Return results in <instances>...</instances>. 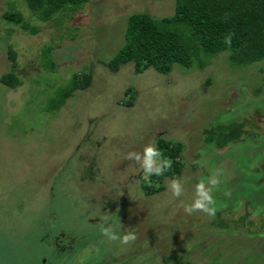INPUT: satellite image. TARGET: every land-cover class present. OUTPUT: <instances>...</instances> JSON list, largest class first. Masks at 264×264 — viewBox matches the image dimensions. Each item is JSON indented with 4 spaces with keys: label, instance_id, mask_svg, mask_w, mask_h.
Listing matches in <instances>:
<instances>
[{
    "label": "rangeland",
    "instance_id": "1",
    "mask_svg": "<svg viewBox=\"0 0 264 264\" xmlns=\"http://www.w3.org/2000/svg\"><path fill=\"white\" fill-rule=\"evenodd\" d=\"M9 6L39 32L6 25ZM173 12L174 0H88L40 23L23 0H0V77L11 46L21 82L0 83V264H264V62L231 68L223 53L168 75L107 68L129 16ZM45 47L53 71L40 64ZM83 75L88 87L45 111ZM158 138L183 146L179 196L169 179L153 196L139 190L144 149ZM200 183L213 216L184 211ZM111 228L136 239L109 241L100 231Z\"/></svg>",
    "mask_w": 264,
    "mask_h": 264
},
{
    "label": "trees",
    "instance_id": "2",
    "mask_svg": "<svg viewBox=\"0 0 264 264\" xmlns=\"http://www.w3.org/2000/svg\"><path fill=\"white\" fill-rule=\"evenodd\" d=\"M31 16L40 23L56 21L57 17L80 10L88 0H23ZM1 18L8 26L36 35L38 27L9 6ZM6 38L9 37L8 30ZM124 45L107 63V68L118 71L127 63L135 73L153 69L168 75L174 66L182 70H203L214 58L225 53L231 68L248 67L264 62V0H174L171 16L154 19L147 14H133L127 18ZM228 42L227 44L225 42ZM50 48H42L40 64L47 71L54 70L48 55ZM6 57L9 71L0 77V83L8 89L18 87L16 77V54L7 46ZM89 75L72 76L60 87L45 106V111L54 112L64 105L74 91L88 87ZM130 91H126L125 95ZM129 99L127 106L130 105ZM183 146L179 141L158 138L155 141V158L159 175H144L139 178L140 192L148 197L160 193L166 179L181 175ZM264 226V220H263Z\"/></svg>",
    "mask_w": 264,
    "mask_h": 264
},
{
    "label": "clouds",
    "instance_id": "3",
    "mask_svg": "<svg viewBox=\"0 0 264 264\" xmlns=\"http://www.w3.org/2000/svg\"><path fill=\"white\" fill-rule=\"evenodd\" d=\"M228 43L227 41L225 42ZM158 152L154 151V146H148L144 149V155H143V161H144V167H145V175H159L160 169H156L153 173V170L151 169V158L154 155H157ZM136 158H140L139 154H135ZM133 156V153L129 154V158ZM211 184H217L219 181L216 179H212L209 181ZM170 189L173 196H179L181 194V186L177 183V181L173 180L170 185ZM226 196L230 195V193L225 192ZM196 196L197 198L193 201L191 205H186L184 207V211L188 214H191L194 211H200L208 216L215 215L216 209L212 207L214 201L213 197L210 194V191L205 189L204 183H200L196 186ZM100 234L102 236H105L107 240L109 241H117L119 240L120 244L122 245H128L131 242H133L136 239L135 234L133 233H124V234H117L113 229L111 228L110 231H100ZM88 254V250H85V255Z\"/></svg>",
    "mask_w": 264,
    "mask_h": 264
}]
</instances>
